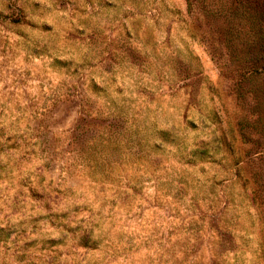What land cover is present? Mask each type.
Listing matches in <instances>:
<instances>
[{"label":"rangeland","instance_id":"1","mask_svg":"<svg viewBox=\"0 0 264 264\" xmlns=\"http://www.w3.org/2000/svg\"><path fill=\"white\" fill-rule=\"evenodd\" d=\"M191 1L0 0V264H264L234 0Z\"/></svg>","mask_w":264,"mask_h":264},{"label":"trees","instance_id":"2","mask_svg":"<svg viewBox=\"0 0 264 264\" xmlns=\"http://www.w3.org/2000/svg\"><path fill=\"white\" fill-rule=\"evenodd\" d=\"M188 2L189 6L192 7V1L188 0ZM259 2H264V0H234L229 3L222 2L220 8L216 6V9L212 8L211 10L213 13L217 12L219 15H231L233 17V19H231L238 22V28L232 29L231 37L227 39L231 49L232 47L234 48L231 54H233L234 57L239 55V60L246 61L249 65L246 66L244 72L240 73L241 77L237 78L234 84V91L243 106L249 103L250 99L253 101L255 105V114H257L253 123L256 122L257 124L254 128L257 129L256 133H258L259 136L255 135L252 130H249L245 126V124H248L246 118H243V120H246V123L240 121L241 125L239 129H237L236 126H231L229 131L233 139L241 135L246 143L249 141L253 144H260V140L264 137V77H260L263 76L264 73V26L262 23V19H264V10L257 5ZM236 31L240 32V35L237 34ZM244 37L246 39H244ZM240 41L246 46L248 51L252 47L263 45L260 48L261 52L255 54L254 57L248 54L240 55L239 51H237ZM252 134H254V139ZM226 144L230 147V152H232V145ZM198 151L200 153H206L205 149L199 148ZM235 163L240 168L242 164L245 163V158L239 155ZM10 234L11 230L7 227H0V242L9 240Z\"/></svg>","mask_w":264,"mask_h":264}]
</instances>
